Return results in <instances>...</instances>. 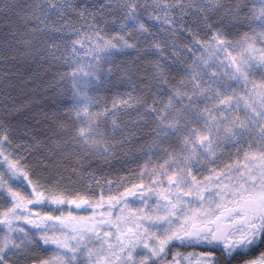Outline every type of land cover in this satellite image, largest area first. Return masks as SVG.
<instances>
[{
	"label": "snow or ice",
	"instance_id": "obj_1",
	"mask_svg": "<svg viewBox=\"0 0 264 264\" xmlns=\"http://www.w3.org/2000/svg\"><path fill=\"white\" fill-rule=\"evenodd\" d=\"M0 264H264V0H0Z\"/></svg>",
	"mask_w": 264,
	"mask_h": 264
},
{
	"label": "rangeland",
	"instance_id": "obj_2",
	"mask_svg": "<svg viewBox=\"0 0 264 264\" xmlns=\"http://www.w3.org/2000/svg\"><path fill=\"white\" fill-rule=\"evenodd\" d=\"M126 164H128L126 167H125V173H132V172H135L137 171V166L142 164L143 163V160L142 159H124ZM122 174V175H124ZM122 175H116L115 173L113 175H111V177L113 178V180H115L116 178H118L119 176H122ZM131 178V177H129Z\"/></svg>",
	"mask_w": 264,
	"mask_h": 264
},
{
	"label": "trees",
	"instance_id": "obj_3",
	"mask_svg": "<svg viewBox=\"0 0 264 264\" xmlns=\"http://www.w3.org/2000/svg\"><path fill=\"white\" fill-rule=\"evenodd\" d=\"M21 99H23V97H21ZM125 158L121 157L120 160L118 162H114L112 164V168L110 170V175H113L114 173L116 175H122L124 174V170H125V167L128 165L126 164Z\"/></svg>",
	"mask_w": 264,
	"mask_h": 264
}]
</instances>
